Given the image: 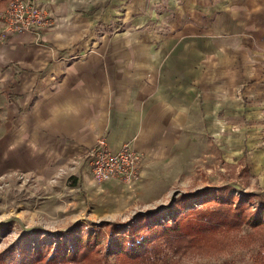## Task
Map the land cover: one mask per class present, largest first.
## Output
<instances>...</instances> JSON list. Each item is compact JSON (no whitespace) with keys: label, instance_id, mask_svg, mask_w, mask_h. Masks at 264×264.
I'll return each mask as SVG.
<instances>
[{"label":"crops","instance_id":"obj_1","mask_svg":"<svg viewBox=\"0 0 264 264\" xmlns=\"http://www.w3.org/2000/svg\"><path fill=\"white\" fill-rule=\"evenodd\" d=\"M43 2L38 37L0 23L1 174L32 165L45 181L84 180L83 156L104 138L141 155L137 184L154 201L176 182L158 167L196 139L250 149L248 125L264 119V0Z\"/></svg>","mask_w":264,"mask_h":264},{"label":"rangeland","instance_id":"obj_2","mask_svg":"<svg viewBox=\"0 0 264 264\" xmlns=\"http://www.w3.org/2000/svg\"><path fill=\"white\" fill-rule=\"evenodd\" d=\"M262 121L248 125L250 136L254 132L260 140L251 139L250 149L243 156H235L234 150L228 152L224 141L204 138L196 139L194 145L189 142L192 150L180 163L158 167V174H169L176 182L154 201L150 184L147 189L139 187L141 183L130 188L118 181H113L116 185L97 184L87 168V178L75 183L66 174L42 180L32 165L0 173V264H33L39 251L40 260H45L55 247L71 252L77 242L84 243L92 234L96 235L95 249L104 251L112 239L100 231L106 222L119 221L130 224L133 231H142L149 223L173 220L178 213L175 205L196 198L197 202L225 198L222 208L228 209L233 203L232 209L239 208L246 218L256 219L257 213L264 214L260 205L264 202ZM245 230L250 229L244 226L236 232L233 245L224 252L194 253L183 257L181 264H264L258 262V256L264 254V228L255 229L258 235L250 248L235 239L244 236ZM158 234L153 246L162 243Z\"/></svg>","mask_w":264,"mask_h":264},{"label":"trees","instance_id":"obj_3","mask_svg":"<svg viewBox=\"0 0 264 264\" xmlns=\"http://www.w3.org/2000/svg\"><path fill=\"white\" fill-rule=\"evenodd\" d=\"M223 199L225 198H211L208 202L199 199L198 203L196 198L189 203H182L181 206L175 205L174 209L181 212H176L177 216L166 222L168 224L149 223L142 231L131 230V225L127 223L106 222L100 231L104 230L106 238L112 239L108 241L104 251L95 249L96 235L92 234L84 243L77 242L76 249L71 252L55 247L45 260H40L39 251L33 264H181L183 257L194 253L208 255L224 252L233 245L236 232L244 226L254 231L245 230L244 236L235 239L250 248L258 235L255 229L264 228V219H261L264 216L263 211L257 213L256 219H249L239 208L236 211L232 209L233 203H229L228 209L222 208ZM261 203L263 209L264 202ZM213 205H217V208ZM196 207L199 208L195 209ZM117 230L123 232H115ZM117 234L119 236H115ZM157 234L162 243L153 246ZM262 261L264 254L258 256V262Z\"/></svg>","mask_w":264,"mask_h":264},{"label":"built area","instance_id":"obj_4","mask_svg":"<svg viewBox=\"0 0 264 264\" xmlns=\"http://www.w3.org/2000/svg\"><path fill=\"white\" fill-rule=\"evenodd\" d=\"M3 33H30L38 37L48 25V13L43 0H7L6 8L0 12ZM93 182L103 184L118 181L128 188L140 180L141 155L129 146L112 152L104 138H99L83 156Z\"/></svg>","mask_w":264,"mask_h":264}]
</instances>
